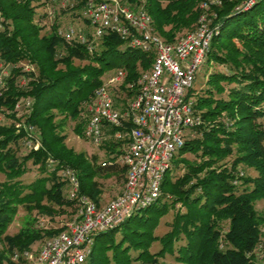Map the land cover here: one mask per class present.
<instances>
[{"label":"trees","instance_id":"1","mask_svg":"<svg viewBox=\"0 0 264 264\" xmlns=\"http://www.w3.org/2000/svg\"><path fill=\"white\" fill-rule=\"evenodd\" d=\"M37 1L0 0V60L12 68L6 85L0 87V110L12 120L0 123V174L5 176L0 183V264H26L23 259L13 260L16 252H35L46 239L64 230L37 229L33 219L16 234L8 233L20 206L29 213L48 216L80 206L69 197L64 169L75 170L80 195L98 206L103 195L100 179L108 174L106 169L119 167L126 177L118 158L128 141L113 136L117 131H129V124L105 128L107 139L97 146L105 149L102 161L96 154L69 147L65 128L73 121L74 133L84 137L87 106L105 83L107 72L125 70L121 90L132 95L128 85L136 83L141 71L150 70L153 63L152 53L131 47L115 33L94 38L89 24L84 32L92 41L93 52L84 44L65 41L58 32L63 26L61 10L46 31L41 22L47 23L48 17L37 8L48 1ZM122 1L134 10L144 9L152 18L153 32L165 42L175 43L196 26L202 0ZM242 1L225 0L214 9L217 30L203 66L222 69L208 71L202 92L193 87L188 94L201 121L175 155L161 196L120 225L97 233L87 264H158L167 255L181 264L257 262L255 250L264 234V216L255 207L256 201L264 200V0L249 10L236 11ZM83 3L75 8L81 10ZM60 49L65 53L60 54ZM25 63L33 67L31 72L24 71ZM23 76L26 86L20 85ZM122 92L114 94L120 102ZM21 101L31 103L18 116L16 105ZM30 141L38 148L29 147ZM20 143L27 148L25 156L18 155ZM188 154L198 161L189 160ZM229 157H234L230 165ZM181 165L186 172L174 179V169ZM32 167L38 176L26 183L24 176ZM241 167L253 169L257 175L247 176ZM177 205L181 207L175 211L170 230L156 235L161 220ZM224 222H228L226 231ZM155 243L160 249L152 252Z\"/></svg>","mask_w":264,"mask_h":264},{"label":"built area","instance_id":"2","mask_svg":"<svg viewBox=\"0 0 264 264\" xmlns=\"http://www.w3.org/2000/svg\"><path fill=\"white\" fill-rule=\"evenodd\" d=\"M83 1L81 15L91 26L94 38L115 33L131 47L153 54L150 70L141 71L137 82L128 85L132 95L122 92L121 85L127 73L118 69L97 89L87 106L84 138L96 146L107 139L106 127L130 125L126 133L117 131L113 136L115 140L128 141L118 158L126 170L125 185L115 199L98 206L80 195L75 170L64 169L62 176L69 185V197L80 205L77 218L67 223L62 232L46 240L37 251L16 252L13 256L16 262L23 259L26 264H87L97 233L120 225L134 211L152 205L161 196L164 177L175 155L188 133L201 121L194 109V99L188 94L207 59L217 30L214 9L221 7L225 0H202L196 26L175 43H167L153 32L152 18L142 8L134 10L122 0ZM259 1L243 0L235 9L249 10ZM59 4L61 9L74 7L72 0H49L44 12L51 24L59 13ZM58 32L65 41L84 44L93 52L92 41L82 28L69 24L59 27ZM23 66L26 72L33 70L27 63ZM11 70L9 64L0 60V87L6 85ZM27 83L23 76L20 85ZM117 91L122 92L118 95L121 102L114 96ZM30 103L18 102L17 111L24 113L27 109L23 108H28ZM28 145L38 148L31 141Z\"/></svg>","mask_w":264,"mask_h":264},{"label":"rangeland","instance_id":"3","mask_svg":"<svg viewBox=\"0 0 264 264\" xmlns=\"http://www.w3.org/2000/svg\"><path fill=\"white\" fill-rule=\"evenodd\" d=\"M47 1H49V0H39L37 2H46L47 3ZM81 1H83V0H72L74 7H67L68 8V9L66 8L67 10H65L64 8L61 9V6H62L61 4L58 5L59 10H61V12H62V15L60 18H61V22H62L63 26H67L69 24H72V25L78 26L84 30V26L86 27V25L88 23H87V21H85V19L81 15L82 8H81V10H79V8H75V6H77L78 3H80ZM19 2H22V1H19ZM36 4H38V3H36ZM37 9H38V11L39 10L44 11L45 7L41 6V7H38ZM42 23L46 26V31L51 29V23L50 22L45 23L43 21V22H41V24ZM59 52H60V54L65 53V51L63 49H60ZM85 63L86 62L76 61V64H82L83 65ZM213 68H215L217 70L222 69V68H219V66H214L211 69L210 68L207 69V67L203 66L202 69L199 71V73L197 75V80H196V83L194 86V89L196 92H199V90L201 91V89L204 87L205 75H207V72L212 70ZM115 72H116V69L107 72L103 77V82H106ZM17 113H18V116L23 114V112H17ZM11 122H12V120L9 117H7V115L2 110H0V123L1 124H10ZM75 124H76L75 122L70 121L65 128V134L67 135V145L71 148H74L77 152H85L90 156L96 154L101 161L105 160V149L103 147H97L95 144L88 141L84 137H78L73 131ZM27 153H28V151H27V148L25 147V145L24 146L22 144L19 145L18 155L19 156H25ZM186 157L191 161H198L197 158L192 154H188V155H186ZM233 159H234V157H229L227 159L228 165H230L232 163ZM30 167H31V165H30ZM242 170L245 173V175H247V176H256L257 175V173L253 169L242 168ZM185 172H186V169L182 165L179 166V168L174 169V173H173L174 179L178 178L179 176H182ZM104 173L105 174L108 173V174L102 175L101 185H102V189H104L105 199L107 201L109 200L107 202V203H109L110 201L115 199L120 194L119 193V194L115 195L113 193L117 190L118 185L121 182H123V180L125 178V174H124L125 171L123 169L117 167V168L106 169V172H104ZM37 176H38V174H37L36 168L32 167L31 171L26 176H24V181L26 183L32 182ZM4 180H5V176L3 174H0V183L3 182ZM243 188L244 187L242 186L240 190H242ZM117 192L118 191H116V193ZM180 207H181L180 205H177L175 210H171V212L161 220V223L156 230V235H163L168 230H170L169 225L171 224V222L173 220V216L175 214V211L177 209H179ZM255 207H256L257 211L259 212V215L264 216V200L261 199V200L256 201ZM78 214H79V207H77V206H74L73 208H66V212L61 214V215H58V216L43 215V214H39L37 211H34L33 213H29L26 211L24 206H20L19 212H18L17 216L15 217L14 222L9 227L8 233L10 235L16 234L22 227H25V226H27V224L29 222H32L33 219H35L37 221L35 224L37 229L56 230V229H60V228H65L66 224L73 221L75 218H77ZM222 229H224L223 231H226L228 229V222L223 223ZM261 230L264 233V224L262 225ZM224 233L225 232H223V235H225ZM46 240H48V239H46ZM42 242L43 241L38 242V243L41 244ZM180 244H181V242L177 243L176 245L180 246ZM224 244H225L224 238H221L220 239V246L222 247V246H224ZM37 246H38V244H37ZM159 249H160L159 243H155L152 246L151 251L157 252ZM255 251H256V259L258 258L256 260L257 262L255 264H264V258L262 257V255H264V234H263L262 240L258 244V247L256 248ZM135 264H144V263L136 262ZM146 264H148V263H146ZM158 264H181V263H178L175 260V256L167 255L164 259H160Z\"/></svg>","mask_w":264,"mask_h":264},{"label":"crops","instance_id":"4","mask_svg":"<svg viewBox=\"0 0 264 264\" xmlns=\"http://www.w3.org/2000/svg\"><path fill=\"white\" fill-rule=\"evenodd\" d=\"M125 174V173H124ZM100 181H101V179H100ZM124 185H125V178H124V180H123V182H121L119 185H118V188H117V190L116 191H118L117 193H116V191L113 193V194H115V195H117V194H119V193H121L122 192V190H123V188H124ZM104 189H103V195H102V201H101V205H104V204H106L108 201L105 199V196H104Z\"/></svg>","mask_w":264,"mask_h":264}]
</instances>
